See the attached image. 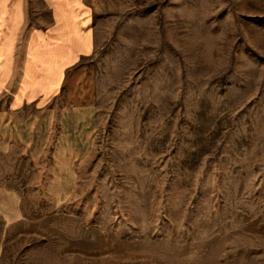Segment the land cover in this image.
<instances>
[{
	"label": "rangeland",
	"instance_id": "obj_1",
	"mask_svg": "<svg viewBox=\"0 0 264 264\" xmlns=\"http://www.w3.org/2000/svg\"><path fill=\"white\" fill-rule=\"evenodd\" d=\"M84 1L96 49L62 96L93 146L60 199L56 132L38 165L0 153L23 213L0 264H264V0Z\"/></svg>",
	"mask_w": 264,
	"mask_h": 264
},
{
	"label": "crops",
	"instance_id": "obj_2",
	"mask_svg": "<svg viewBox=\"0 0 264 264\" xmlns=\"http://www.w3.org/2000/svg\"><path fill=\"white\" fill-rule=\"evenodd\" d=\"M29 2L0 0V153L17 145L38 165L56 132L47 197L60 199L73 191L75 162L94 142L93 107L62 96L69 73L96 49L93 15L84 0H35L34 12ZM20 197L0 187L8 223L23 216Z\"/></svg>",
	"mask_w": 264,
	"mask_h": 264
}]
</instances>
